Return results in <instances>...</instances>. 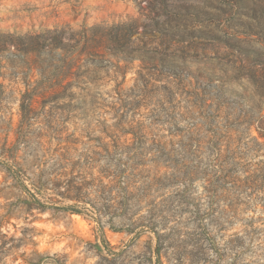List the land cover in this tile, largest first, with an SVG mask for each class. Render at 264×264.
I'll use <instances>...</instances> for the list:
<instances>
[{
    "label": "rangeland",
    "instance_id": "1",
    "mask_svg": "<svg viewBox=\"0 0 264 264\" xmlns=\"http://www.w3.org/2000/svg\"><path fill=\"white\" fill-rule=\"evenodd\" d=\"M6 148L85 210L0 162V264H264V206L205 178L264 170V0H0Z\"/></svg>",
    "mask_w": 264,
    "mask_h": 264
},
{
    "label": "trees",
    "instance_id": "2",
    "mask_svg": "<svg viewBox=\"0 0 264 264\" xmlns=\"http://www.w3.org/2000/svg\"><path fill=\"white\" fill-rule=\"evenodd\" d=\"M43 31L44 35H46L45 37H48L47 39L58 40L61 38H68L67 35L63 33V31H60L57 28H44ZM28 98L30 99V96ZM13 151L14 150L11 148H6L5 153L9 152V156L7 158H2L0 162H3L2 164L6 165L8 171L16 179L18 184L22 188L26 189L29 195L34 198V201L37 203L38 207L44 209L46 207L52 206L54 208H64L73 212H83L82 210H85V207L80 208L77 205L59 206L57 204L58 201L54 200L55 196L53 195L62 196L63 193L61 188H63V185L60 182L54 183L55 188L52 189L53 192L50 193L49 196L46 193H42V191L38 189V193H40L42 199L39 198L36 193L31 192L30 188H28L24 181V176L21 173L22 170L18 167H15L16 164L14 161L15 158ZM242 166L243 164L241 161H237L235 157L228 156L223 161H221V163H219V169L216 173H208L207 176H209V178L205 176L206 181H208L210 187L213 188L208 189L207 191L211 194H215L217 192V190H214L216 188H223L228 191L229 197L231 198L229 201V206L235 212L241 214H243L246 210L251 209L252 206L256 205V203H261L264 206V170L260 172L248 173L247 169H243ZM72 167L75 168L74 165H72ZM84 185V183H79L77 181H72V183H70V186L77 189L79 192H82ZM81 196L83 195H79L77 199L81 198ZM95 213L97 214V217H95L100 221V211ZM248 222L250 221H247V223ZM248 226L253 228L250 223Z\"/></svg>",
    "mask_w": 264,
    "mask_h": 264
}]
</instances>
